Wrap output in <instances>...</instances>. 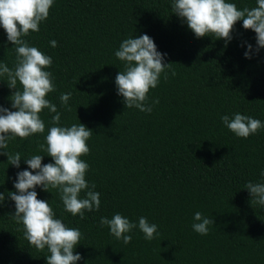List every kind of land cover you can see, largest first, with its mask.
Returning a JSON list of instances; mask_svg holds the SVG:
<instances>
[{
  "label": "trees",
  "instance_id": "obj_1",
  "mask_svg": "<svg viewBox=\"0 0 264 264\" xmlns=\"http://www.w3.org/2000/svg\"><path fill=\"white\" fill-rule=\"evenodd\" d=\"M230 2L238 9L256 4ZM39 27L24 39L52 57L46 70L55 91L46 98L61 113L59 126L81 123L93 132L81 159L89 165L86 181L100 193L98 211L81 219L64 210L56 189H35L56 218L80 230L77 264H264V205L252 203L244 188L264 183V127L240 138L221 121L239 112L264 124V48L256 51L255 33L237 21L227 45L214 36L197 38L172 14L171 0H54ZM144 34L171 63L167 78L162 73L149 90L148 104L159 100L151 113L125 107L115 84L124 70L115 51L124 39ZM15 59L0 27V62L11 68ZM12 91L0 77V106L11 109ZM69 92L68 107L62 106L59 97ZM52 115L40 113L44 133L9 141L6 151L22 155L19 168L0 149V264H46L47 248L38 251L24 238L7 193L15 191L17 172L30 170L23 158L44 155L42 164L53 163L39 147L46 146ZM197 211L214 219L207 235L192 228ZM116 213L137 224L146 217L158 234L149 241L137 227L125 245L99 223Z\"/></svg>",
  "mask_w": 264,
  "mask_h": 264
},
{
  "label": "clouds",
  "instance_id": "obj_2",
  "mask_svg": "<svg viewBox=\"0 0 264 264\" xmlns=\"http://www.w3.org/2000/svg\"><path fill=\"white\" fill-rule=\"evenodd\" d=\"M53 2L0 0V27L16 54L13 67L0 62V77L6 78L8 88L14 90L9 96L11 98H8L11 109L0 106V149L5 150L2 154L7 156V163L19 168L22 155L20 152L6 151L9 141L44 133L45 122L40 113L48 109L49 113L55 114L51 117L52 126L45 137L46 146H39L40 151L46 152L53 163L42 164L44 155L23 158L31 171L17 172L13 185L15 191L7 195L15 205L11 217L17 224H22L24 238L38 251L47 248L49 255L45 258L46 264H77L82 259L79 253L74 254V249L80 244V230L68 227L56 218L49 202L38 199L35 190L37 187L46 192L50 188L56 189L64 210L73 216L79 215L81 219H84L85 211H98L100 208V193L95 191L94 184L86 181L89 165L81 159L89 153L87 141L93 132L81 123L59 126L61 113L57 105L46 98L55 91L52 73L46 70L53 63L52 57L30 46L24 39L30 32H39V26L48 18ZM171 12L183 20L197 38L214 36L223 39L226 45L232 39L234 25L242 21L244 29L255 33L256 51L264 48V0H256L255 6L243 9H238L230 0H171ZM50 46L56 47L57 42L50 41ZM248 48L251 49L252 45H248ZM114 55L124 64V70L118 71L115 77V84L125 107L151 113L152 105L159 103V100L148 104V93L157 87L162 73L167 78L165 70L170 68L171 63L163 62L166 54L157 51L152 38L144 34L124 39ZM244 55L250 58L249 52L246 51ZM172 74L175 75V72ZM70 98V92L61 93V105L68 107ZM221 121L240 138H248L264 127L259 119L239 112L231 118L223 115ZM261 175L264 176V173ZM244 188L250 193L252 203L264 205V183L249 181ZM82 191L83 197L80 195ZM4 200L5 195L0 193V204ZM193 221V230L201 235H207L210 226L215 224L213 218L199 211L194 214ZM99 223L102 227H108L110 235L122 240L125 245L132 241L130 233L137 227L146 240L151 241L158 234V226L150 224L146 217H140L137 224L116 213L111 219L101 217Z\"/></svg>",
  "mask_w": 264,
  "mask_h": 264
}]
</instances>
